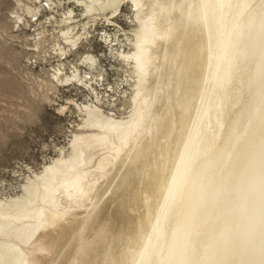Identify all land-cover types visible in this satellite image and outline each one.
I'll return each instance as SVG.
<instances>
[{
  "label": "bare ground",
  "instance_id": "6f19581e",
  "mask_svg": "<svg viewBox=\"0 0 264 264\" xmlns=\"http://www.w3.org/2000/svg\"><path fill=\"white\" fill-rule=\"evenodd\" d=\"M46 1L63 10L34 29V50L57 60L42 84L88 97L67 102L81 116L67 150L0 198V264H239L250 245L258 264L261 0ZM124 3L130 34L114 18ZM102 18L118 28L99 36L122 63L125 114L97 91L107 70L87 48Z\"/></svg>",
  "mask_w": 264,
  "mask_h": 264
},
{
  "label": "rangeland",
  "instance_id": "374dc122",
  "mask_svg": "<svg viewBox=\"0 0 264 264\" xmlns=\"http://www.w3.org/2000/svg\"><path fill=\"white\" fill-rule=\"evenodd\" d=\"M19 1L21 2L0 0V198L18 193L28 174L39 171L44 163L59 153V148L67 150L72 131L76 130L81 122L78 110L67 102L69 99L81 102L88 97L87 91L81 92L82 89L72 83L59 86L55 93L42 84L50 78L57 60L52 57L53 53L46 57L48 60L43 58L50 50L46 53L34 50V29L44 25L50 30L52 26L47 19L52 14L59 19L63 4L51 13L46 0ZM25 3L43 5L42 12L36 16L27 14ZM66 5L73 7L76 13L81 9L71 2L66 3L64 7ZM14 11L20 13L28 21L27 24L23 23V20H17ZM132 17L130 4L124 3L121 12H117L114 17L118 26L123 29L121 33L130 34L133 27ZM102 29L111 33L118 28L107 26V22L102 18L91 29L93 38L87 49L99 56L107 70L103 81L105 86L97 85V91L101 96L104 95V109L113 108L125 114L130 87L122 83L124 73L121 61L110 54L107 44L100 41L99 34ZM121 38L124 39L123 36ZM86 50L81 48L80 54L68 57L69 61L80 63L78 58ZM108 85H114L116 89L105 91ZM46 96H49V99H46ZM106 99H115V106H109ZM61 105L68 108L60 111Z\"/></svg>",
  "mask_w": 264,
  "mask_h": 264
},
{
  "label": "snow or ice",
  "instance_id": "6c2138e0",
  "mask_svg": "<svg viewBox=\"0 0 264 264\" xmlns=\"http://www.w3.org/2000/svg\"><path fill=\"white\" fill-rule=\"evenodd\" d=\"M247 7L248 5H244ZM261 13H260V27L262 43H264V0H261ZM35 19V17H32ZM259 196H260V214H261V232H260V245H259V256L260 259L258 264H264V140L261 142L260 149V178H259ZM244 255L247 257L241 259L239 264H257V261L253 259L256 255V248L254 245H250ZM214 264H224L221 262H214Z\"/></svg>",
  "mask_w": 264,
  "mask_h": 264
}]
</instances>
